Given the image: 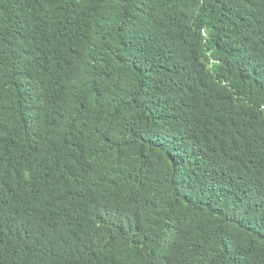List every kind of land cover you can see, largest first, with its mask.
<instances>
[{"label": "trees", "instance_id": "obj_1", "mask_svg": "<svg viewBox=\"0 0 264 264\" xmlns=\"http://www.w3.org/2000/svg\"><path fill=\"white\" fill-rule=\"evenodd\" d=\"M0 264H264V0H0Z\"/></svg>", "mask_w": 264, "mask_h": 264}]
</instances>
